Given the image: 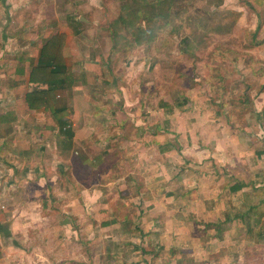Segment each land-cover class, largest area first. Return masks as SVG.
Masks as SVG:
<instances>
[{
    "label": "rangeland",
    "instance_id": "1",
    "mask_svg": "<svg viewBox=\"0 0 264 264\" xmlns=\"http://www.w3.org/2000/svg\"><path fill=\"white\" fill-rule=\"evenodd\" d=\"M126 23L98 26L114 41L79 90L92 108H70L72 89L59 99L95 115L91 136L82 119L76 134L97 194L45 210L40 195L30 263L264 264V0H171L166 19ZM68 160L67 190L87 175ZM234 183L246 187L233 194Z\"/></svg>",
    "mask_w": 264,
    "mask_h": 264
},
{
    "label": "crops",
    "instance_id": "2",
    "mask_svg": "<svg viewBox=\"0 0 264 264\" xmlns=\"http://www.w3.org/2000/svg\"><path fill=\"white\" fill-rule=\"evenodd\" d=\"M128 2L0 0V206L4 208L0 210V264H31L29 250L40 251V195L45 197L41 207L45 210L61 200H67V206L72 207L79 190L84 201L93 192L97 194L92 187L94 161L86 153L91 147L81 145L80 133L76 134L77 121L82 119L84 137L91 136L86 121L95 115L89 114V109L83 115L76 110L71 114L59 99L72 89L70 108L75 103L92 108L89 98H83L79 90L86 89L89 73L106 69L108 62L103 67L100 65L103 57L112 55L104 51L108 46V51L113 52L114 41V37L113 40L108 35L102 37L104 31L98 26L124 27L121 17ZM142 16L138 13L139 18ZM52 38L56 43L50 45L47 53H57L56 62L65 67L67 82L73 75L79 82L69 87H54L52 100L48 99V107H43L40 91L49 88L51 79L47 74L49 69L40 71V64L51 61L48 56L42 58V53ZM120 51L123 53L125 49ZM67 127L72 132L71 139L62 133ZM63 139L69 145L63 146ZM134 147L139 149L138 141L127 149ZM119 149L122 151L123 146ZM67 156L69 167L87 174L82 179L72 174L68 190L60 188L62 171L67 169L61 171V161ZM98 160L101 158L95 164ZM108 177L112 176H107L105 181Z\"/></svg>",
    "mask_w": 264,
    "mask_h": 264
},
{
    "label": "trees",
    "instance_id": "3",
    "mask_svg": "<svg viewBox=\"0 0 264 264\" xmlns=\"http://www.w3.org/2000/svg\"><path fill=\"white\" fill-rule=\"evenodd\" d=\"M171 0H160L158 3L153 4V5H146V6H141V4L137 0H129L127 5L125 6V15L121 17L122 19V24L124 27H127L126 19L128 18H137L138 19V13H142L146 16V25H150L156 18H162L166 19L168 17V11L170 8ZM139 6V7H138ZM126 17V18H125ZM132 33L134 34L135 42L141 43L142 41H147L145 37L149 38V33L148 30H141V28H135L133 29ZM143 37V38H142ZM141 38L143 40H141ZM55 39H51L44 47V51L42 53V58L43 56H48L51 61H49L46 64H40V71H45L47 70V74L50 76V81L48 82L49 88L46 91H40V106H45L48 107V99L52 100L51 94L54 91L55 88H63L67 81L65 80V73H67L65 70V67L62 65H59L57 63V53L55 52L53 55H49L47 52L49 50L50 45L55 44L56 42L53 41ZM46 58V57H45ZM53 61V62H52ZM67 79V78H66ZM39 95V94H36ZM64 124V123H62ZM62 133L68 138H72V132L70 131L69 127L64 129ZM246 186L243 185L242 183H237L233 184L230 186L229 190L231 193L235 194L239 191H241L243 188Z\"/></svg>",
    "mask_w": 264,
    "mask_h": 264
},
{
    "label": "built area",
    "instance_id": "4",
    "mask_svg": "<svg viewBox=\"0 0 264 264\" xmlns=\"http://www.w3.org/2000/svg\"><path fill=\"white\" fill-rule=\"evenodd\" d=\"M4 208L2 206H0V210H3Z\"/></svg>",
    "mask_w": 264,
    "mask_h": 264
}]
</instances>
